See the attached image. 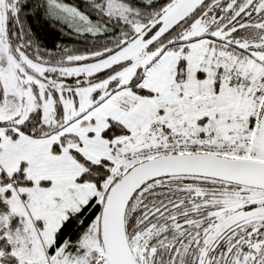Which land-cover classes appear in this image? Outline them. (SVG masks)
I'll use <instances>...</instances> for the list:
<instances>
[{
    "label": "snow or ice",
    "instance_id": "6c2138e0",
    "mask_svg": "<svg viewBox=\"0 0 264 264\" xmlns=\"http://www.w3.org/2000/svg\"><path fill=\"white\" fill-rule=\"evenodd\" d=\"M0 264H264V0H0Z\"/></svg>",
    "mask_w": 264,
    "mask_h": 264
}]
</instances>
